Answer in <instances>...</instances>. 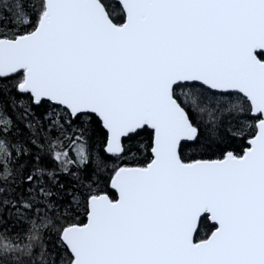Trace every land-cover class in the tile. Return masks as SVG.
Returning a JSON list of instances; mask_svg holds the SVG:
<instances>
[{
  "label": "snow or ice",
  "instance_id": "snow-or-ice-1",
  "mask_svg": "<svg viewBox=\"0 0 264 264\" xmlns=\"http://www.w3.org/2000/svg\"><path fill=\"white\" fill-rule=\"evenodd\" d=\"M8 213L0 264H264V0H0Z\"/></svg>",
  "mask_w": 264,
  "mask_h": 264
},
{
  "label": "trees",
  "instance_id": "trees-1",
  "mask_svg": "<svg viewBox=\"0 0 264 264\" xmlns=\"http://www.w3.org/2000/svg\"><path fill=\"white\" fill-rule=\"evenodd\" d=\"M114 4H117L115 0H112ZM117 19L122 22V18L119 16ZM251 123H255L254 120L251 121ZM138 139L143 140L145 144H148L149 138L147 133H145L142 137H139ZM247 137L244 140L240 139H234V140H226L224 144L221 145L219 150H215L214 152L209 153H193L189 149H185L182 152V156L185 162H192L195 159H217L222 158L223 152L226 151H232L234 154L240 155L243 153V149L246 146ZM99 147V144L96 145ZM151 158L150 149L148 151H141L137 153L135 161L130 166H145ZM101 187L103 188L104 192L110 196V198H115V194L110 191L109 186L107 183H102ZM85 221V215L81 211L78 219L75 220L77 223L83 224ZM28 225L23 220L14 221L11 218V213L5 214L2 218H0V236H3L5 234V230H7V235L13 236V239H15L14 233H18L21 237V239L24 236V232L27 230ZM213 227L210 225L208 220H205L203 224L201 225L199 229V233L196 236V240L205 239L211 231H213ZM55 239V237H53Z\"/></svg>",
  "mask_w": 264,
  "mask_h": 264
},
{
  "label": "water",
  "instance_id": "water-1",
  "mask_svg": "<svg viewBox=\"0 0 264 264\" xmlns=\"http://www.w3.org/2000/svg\"><path fill=\"white\" fill-rule=\"evenodd\" d=\"M115 2L118 4V3H119V0H115ZM240 95H242V94H240ZM246 146H248V145H247V142H246ZM150 154H151V151H150ZM149 162H150V161H149ZM186 163H188V162H186ZM109 189H110L111 192H113V193L115 194V198H114V199H118V193H116L115 190L111 189L110 187H109ZM86 222H87V217H86V215H85V221H84V223H86ZM208 222H209L210 225H211V222H210V221H208ZM211 226H212V225H211ZM213 231H214V229H213ZM210 234H211V233H210ZM210 234H209V235H210ZM209 235H208V236H209ZM208 236H207V237H208ZM207 237H206V238H207ZM194 239L196 240V237H194ZM196 241H197V240H196ZM197 242H199V240H198Z\"/></svg>",
  "mask_w": 264,
  "mask_h": 264
}]
</instances>
